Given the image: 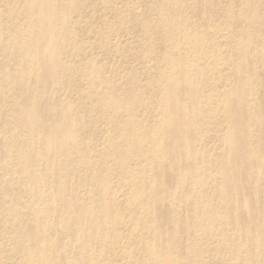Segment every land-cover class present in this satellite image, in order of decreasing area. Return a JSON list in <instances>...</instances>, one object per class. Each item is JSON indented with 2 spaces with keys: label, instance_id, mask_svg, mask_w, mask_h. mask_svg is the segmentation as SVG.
Segmentation results:
<instances>
[{
  "label": "bare ground",
  "instance_id": "bare-ground-1",
  "mask_svg": "<svg viewBox=\"0 0 264 264\" xmlns=\"http://www.w3.org/2000/svg\"><path fill=\"white\" fill-rule=\"evenodd\" d=\"M263 12L0 0V264H264Z\"/></svg>",
  "mask_w": 264,
  "mask_h": 264
},
{
  "label": "rangeland",
  "instance_id": "rangeland-1",
  "mask_svg": "<svg viewBox=\"0 0 264 264\" xmlns=\"http://www.w3.org/2000/svg\"><path fill=\"white\" fill-rule=\"evenodd\" d=\"M70 3L71 4H73L74 2L73 1H70ZM139 5V4H138ZM168 13V12H167ZM264 13V12H263ZM264 17V16H263ZM184 46H182V45H179V52H181L184 48H183ZM56 96V95H55ZM182 191H183V189H182Z\"/></svg>",
  "mask_w": 264,
  "mask_h": 264
}]
</instances>
